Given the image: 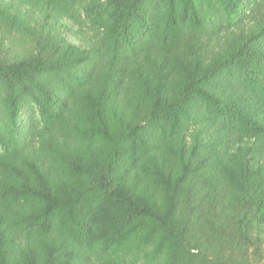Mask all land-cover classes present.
I'll return each mask as SVG.
<instances>
[{
	"label": "trees",
	"instance_id": "obj_1",
	"mask_svg": "<svg viewBox=\"0 0 264 264\" xmlns=\"http://www.w3.org/2000/svg\"><path fill=\"white\" fill-rule=\"evenodd\" d=\"M262 244L264 0H0V264Z\"/></svg>",
	"mask_w": 264,
	"mask_h": 264
},
{
	"label": "rangeland",
	"instance_id": "obj_2",
	"mask_svg": "<svg viewBox=\"0 0 264 264\" xmlns=\"http://www.w3.org/2000/svg\"><path fill=\"white\" fill-rule=\"evenodd\" d=\"M68 38H69V41H75V42H77L72 36H68ZM77 44H80V43H78L77 42ZM24 113H22V117L24 118V115H23ZM262 250H264V244H262ZM252 258H254V257H252ZM250 261H251V264H264V252L262 253V258L259 260V262H254L253 260H251L250 259Z\"/></svg>",
	"mask_w": 264,
	"mask_h": 264
}]
</instances>
